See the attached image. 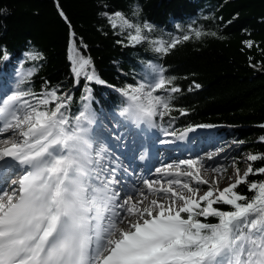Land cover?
Returning <instances> with one entry per match:
<instances>
[{"label": "snow or ice", "instance_id": "1", "mask_svg": "<svg viewBox=\"0 0 264 264\" xmlns=\"http://www.w3.org/2000/svg\"><path fill=\"white\" fill-rule=\"evenodd\" d=\"M60 15L71 28L63 11ZM104 15L112 28L127 33L129 43L148 40V24H136L120 11ZM178 42L153 41L154 50L166 53ZM245 43L253 47L251 41ZM81 45L87 48L70 32L68 60L75 83L81 77L103 83L90 70L92 60ZM151 68L155 75L150 79L119 90L125 98L120 116L127 120L151 123L163 117L173 107L172 94L180 92L162 68ZM71 99L57 88L37 94L21 90L19 84L0 97V132L12 133L0 146V171L19 167L24 173L0 194V264H264V181L248 179L254 171L264 174V167L254 170L249 164L242 174L237 167L234 182L221 190L220 178H204L196 159L181 160L165 165V174L172 175L169 170L174 168L175 175L188 180L169 179L167 187L143 180L147 193L167 196V202L149 200L143 189L122 195L117 166L104 163V146H94L95 114L85 105L70 120L62 109ZM182 165L191 170L181 171ZM245 183L253 195L236 190ZM199 185L209 186L202 195ZM137 193L140 199L134 200ZM200 217H216L218 222Z\"/></svg>", "mask_w": 264, "mask_h": 264}, {"label": "trees", "instance_id": "2", "mask_svg": "<svg viewBox=\"0 0 264 264\" xmlns=\"http://www.w3.org/2000/svg\"><path fill=\"white\" fill-rule=\"evenodd\" d=\"M0 9V90L11 93L19 84L37 94L57 88L71 95L62 111L72 120L87 105L95 114L91 137L100 147L115 133L110 121L124 119L125 98L119 90L150 79L155 75L151 66L162 68L180 92L172 94L171 111L152 121L157 132L178 136L188 129L202 131L203 141L214 143L220 153L213 164L225 173L231 167L244 172L249 164L254 170L264 167V159H247L264 155V0H0ZM115 11L148 24V40L129 43L127 33L112 28L104 15ZM70 32L78 44L87 45L81 50L103 83L83 77L75 83L68 60ZM184 35L190 38L184 40ZM153 41L179 42L164 53L154 50ZM105 127L114 132L108 134ZM248 179L264 181V174L254 171ZM236 190L253 195L247 183ZM200 219L218 222L216 217Z\"/></svg>", "mask_w": 264, "mask_h": 264}, {"label": "rangeland", "instance_id": "3", "mask_svg": "<svg viewBox=\"0 0 264 264\" xmlns=\"http://www.w3.org/2000/svg\"><path fill=\"white\" fill-rule=\"evenodd\" d=\"M5 94H11L7 93L4 90H0V97L5 96ZM158 94V93H156ZM110 121V120H109ZM114 122V123H113ZM110 121V125L115 130V133L113 136H111L109 133L111 131L114 132L111 128H103L102 130L107 132L111 138L110 143L105 147L106 149V155L104 157V163H106L108 166L116 165L117 168L119 167V161L118 159H122L121 154L122 151L126 150L127 144L131 143L132 146L135 147L139 145V147L142 148V150L149 149L150 147H158V148H172V155H174L176 158H178V161L181 160H188V159H196L197 165L196 167L201 170V175L211 180L214 177H219V188L222 190L224 187H226L229 183L234 182L235 179V170L236 167H231L227 173L224 171L217 172L215 169H218L215 164H213L214 159L220 155V153H217V150L214 146V143H207L203 141L204 134L202 131H198L195 129H192L191 131H183L178 136H171L167 135L165 133H160L155 130V126L153 122H135L127 119H119L115 121ZM2 124V122H0ZM104 127V126H103ZM10 135L9 132H0V140L7 139ZM164 140H171V143H163ZM94 146L96 148H99V143L96 141H93ZM120 144V145H119ZM231 144L228 143L227 146H229L227 149H230ZM214 146V147H213ZM226 146V147H227ZM119 150H116V149ZM133 149V150H134ZM121 150V151H120ZM216 150V151H215ZM144 152L142 155H138L135 159V162L138 164V166L141 168L143 167V163L146 161H149L145 157ZM130 151L126 156H129ZM211 156V159L208 157ZM113 157V158H112ZM112 161V163L110 162ZM149 170V173L153 174L156 173L154 166L151 163V160L149 161V167H147ZM240 172L242 174L243 168H239ZM127 172L130 170L129 168H125ZM189 167L187 165L181 166V171H190ZM21 171V170H20ZM169 171L173 172L172 175L165 174V180L168 181L169 179H181V180H188L189 178L179 177L175 175V171L173 169H170ZM19 172V170H16L10 177V183H12V176ZM118 172V171H117ZM23 173V170L21 172ZM18 174V173H17ZM127 174V173H125ZM16 176V175H15ZM23 176V175H22ZM18 177V175H17ZM16 178V177H14ZM123 182H125V178H121ZM144 180V179H143ZM194 182V181H193ZM195 183V182H194ZM193 183V184H194ZM206 189L201 190L200 194L202 195L203 192L207 191L208 185H203ZM119 190V189H117ZM165 202H167V198L164 199Z\"/></svg>", "mask_w": 264, "mask_h": 264}, {"label": "bare ground", "instance_id": "4", "mask_svg": "<svg viewBox=\"0 0 264 264\" xmlns=\"http://www.w3.org/2000/svg\"><path fill=\"white\" fill-rule=\"evenodd\" d=\"M0 126H2V124L0 123ZM12 136V133L10 131V135L7 139H9ZM7 139H2L0 140V146H3V142ZM120 145V144H119ZM136 145V144H135ZM132 146L131 143L127 144L126 150L122 151L123 154H121L122 159H118L119 161V167H118V172H117V177L120 179L121 181V185L118 186V189L121 190L122 189V195L124 194H132L134 189H143L145 190L148 199H160L163 200L165 198H167V196L164 195H157L156 193H147V190L143 184V179H148V180H154V181H158V182H162L164 187H167V181L165 180V171H164V167L165 165H173L175 166L176 164H178V158H176L174 155H172V148H158V147H150L149 149H146L145 151L142 150L141 147L136 146L134 149V146ZM134 149V150H133ZM116 150H119L118 148ZM121 151V150H120ZM130 151L129 156H126L128 154V152ZM144 152L145 153V157H147L148 159L150 158L152 165L155 168V171L157 168L162 169L161 172H157L156 173H149V169L145 168V167H139L138 164L135 162V159L138 155H142ZM113 158V157H112ZM113 161V160H112ZM112 161L110 160V162L112 163ZM112 166V165H111ZM125 168H129L130 170L127 172V170H125ZM19 170V172H17L14 177L12 176V182L13 181H18L21 177H22V169L19 167H15V168H9L7 171H0V194L3 193V191L5 190H9L11 187H13V183H10V179L9 177L16 171ZM21 170V171H20ZM174 170V168H173ZM127 173V174H125ZM18 175V177H17ZM121 178H125V182H123V180ZM160 185H154V187H159ZM118 190V191H119ZM134 200H138L140 199L139 194L137 193L136 195H134ZM123 226V225H121Z\"/></svg>", "mask_w": 264, "mask_h": 264}]
</instances>
